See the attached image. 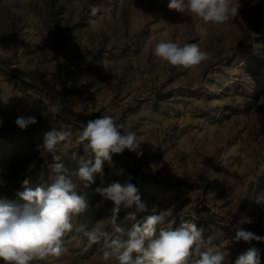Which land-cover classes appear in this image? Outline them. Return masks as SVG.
Wrapping results in <instances>:
<instances>
[{
  "label": "rangeland",
  "instance_id": "1",
  "mask_svg": "<svg viewBox=\"0 0 264 264\" xmlns=\"http://www.w3.org/2000/svg\"><path fill=\"white\" fill-rule=\"evenodd\" d=\"M239 3L237 17L204 26L168 0H0V198L16 199L25 178L32 188L52 182V156L37 150L45 132L70 134L56 154L75 171L81 123L110 115L145 140L141 156L113 154L103 184L97 177L92 186L131 178L146 210L129 209L135 220L122 211L121 227L151 214L164 216L158 230L193 222L201 251L220 246L234 264L254 245L264 264V242L233 239L238 227L264 236V0ZM160 40L195 42L209 59L171 66L153 55ZM19 116L37 123L20 130ZM112 206L93 193L73 222L113 237ZM64 240L66 254L30 264H116L103 259L104 237L92 243L73 230Z\"/></svg>",
  "mask_w": 264,
  "mask_h": 264
},
{
  "label": "clouds",
  "instance_id": "2",
  "mask_svg": "<svg viewBox=\"0 0 264 264\" xmlns=\"http://www.w3.org/2000/svg\"><path fill=\"white\" fill-rule=\"evenodd\" d=\"M168 9L198 18L204 26L223 24L239 14L240 3L232 0H168ZM98 8L92 9L96 16ZM88 23L95 26L96 20ZM199 31L206 35V27ZM153 55L174 67L190 68L201 65L209 59V54L199 44L160 40L153 46ZM62 105L53 103L49 111L59 114ZM2 123V121H0ZM37 123L34 116H19L15 120L20 130H26ZM82 131L76 142L82 145L84 155L79 166L70 171L61 162L58 146L65 142L69 133L51 128L43 134L42 144L37 150H44L52 156L50 165L51 183L47 186H29V179L22 181L23 191L16 193V199L0 198V260L3 264H30L35 259L49 256L60 257L67 252L64 237L75 230L82 233L92 243L105 238V261L116 264H232L230 253L220 246H211L201 251L204 244L203 229L193 222L182 223L175 229L157 228L164 223V216L151 214L142 224H133L130 229L121 227L117 221L122 211L127 218L135 220V213L128 210L135 206L137 211H145L138 188L131 178L123 184L113 182L107 187L92 186L97 177L104 181V165H111L113 154H121L126 149L143 155V137L135 131L117 123L110 115H101L81 123ZM73 176L76 178L73 179ZM78 181V182H77ZM3 183V182H0ZM98 193L113 204L106 219L117 234L110 237L100 228L88 230L86 224H76L74 217L84 213L89 207V196ZM245 222L251 223V219ZM233 237L236 242H264V236L238 227ZM135 254V255H134ZM261 249L250 246L238 255L234 264H260Z\"/></svg>",
  "mask_w": 264,
  "mask_h": 264
}]
</instances>
